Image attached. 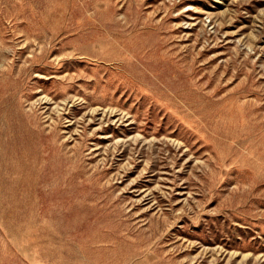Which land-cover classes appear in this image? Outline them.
Here are the masks:
<instances>
[{"label": "rangeland", "instance_id": "obj_1", "mask_svg": "<svg viewBox=\"0 0 264 264\" xmlns=\"http://www.w3.org/2000/svg\"><path fill=\"white\" fill-rule=\"evenodd\" d=\"M0 264H264V0H0Z\"/></svg>", "mask_w": 264, "mask_h": 264}]
</instances>
